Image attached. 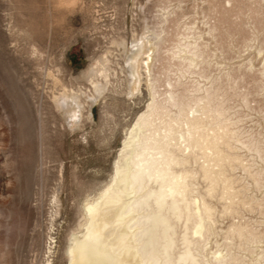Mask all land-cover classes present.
<instances>
[{"label":"rangeland","instance_id":"obj_1","mask_svg":"<svg viewBox=\"0 0 264 264\" xmlns=\"http://www.w3.org/2000/svg\"><path fill=\"white\" fill-rule=\"evenodd\" d=\"M144 35L157 48L149 74L150 46L140 53L133 93L129 57ZM103 55L106 88L80 116L60 110L63 87L91 91ZM151 103L165 119L206 104L188 164L196 211L214 209L201 264H264V0H0V264H70L86 205L113 183Z\"/></svg>","mask_w":264,"mask_h":264},{"label":"bare ground","instance_id":"obj_2","mask_svg":"<svg viewBox=\"0 0 264 264\" xmlns=\"http://www.w3.org/2000/svg\"><path fill=\"white\" fill-rule=\"evenodd\" d=\"M156 45L144 35L136 50L133 48L135 51L129 57L128 67L133 93L139 88L141 79L138 69L140 53L150 46V54L145 62L149 74L147 64L153 60L151 53L157 48ZM110 70L107 56H101L86 73L92 85L91 91L63 87L54 99L57 107L67 111L70 116H80L83 101L94 100L97 93L106 88ZM168 92L169 97L174 99H171L172 104H176L175 93L173 90ZM148 106V111L142 113L129 138L124 141L122 160L116 165L113 183L96 202L86 205L89 215L86 231L82 236L73 237L70 264H130L127 259L129 255L144 264L200 262L197 236H205L204 231L212 225L214 209L204 202L201 205L204 206V215L196 211L195 204L199 205L200 201L194 202L197 197L194 198L192 192L197 171L196 167L188 164L200 156L198 151L202 142L199 143L196 136L202 121L198 114L206 104L198 105L192 116L180 113L174 119L163 118L156 103ZM180 121L186 127L180 125ZM212 172L208 167H203L204 176L211 180ZM214 186L212 183L209 188L210 195ZM198 217L199 220L193 223ZM191 223L195 225L191 226ZM179 243L183 246L181 249L178 248Z\"/></svg>","mask_w":264,"mask_h":264}]
</instances>
